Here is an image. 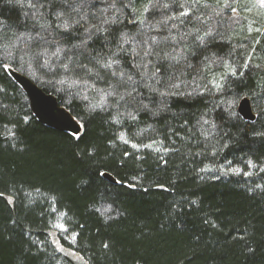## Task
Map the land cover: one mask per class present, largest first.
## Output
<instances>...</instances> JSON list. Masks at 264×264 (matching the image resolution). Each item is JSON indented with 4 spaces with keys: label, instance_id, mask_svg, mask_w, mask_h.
Segmentation results:
<instances>
[{
    "label": "trees",
    "instance_id": "obj_1",
    "mask_svg": "<svg viewBox=\"0 0 264 264\" xmlns=\"http://www.w3.org/2000/svg\"><path fill=\"white\" fill-rule=\"evenodd\" d=\"M150 2L171 0H55L38 12L0 0L8 25L0 66L55 96L83 128L74 136L39 123L0 67V264H80L51 242L59 225L62 247L82 264H264V39L240 30L201 42L187 22L176 46L163 44L171 38L162 21L182 8L145 13ZM64 18L79 23L65 32L55 27ZM123 32L134 39L115 57L121 79L97 61L117 51ZM145 41L161 57L184 59L144 57ZM169 63L159 84L142 79ZM128 75L135 84L124 82ZM112 85L117 94L105 97ZM244 97L253 122L233 108Z\"/></svg>",
    "mask_w": 264,
    "mask_h": 264
},
{
    "label": "rangeland",
    "instance_id": "obj_2",
    "mask_svg": "<svg viewBox=\"0 0 264 264\" xmlns=\"http://www.w3.org/2000/svg\"><path fill=\"white\" fill-rule=\"evenodd\" d=\"M168 1L169 0H167V2ZM103 3L106 4V0H103ZM168 5L169 7L176 6L178 8H182L181 5H183L181 11L188 9L191 12V15L187 17L179 16L178 19H174L177 24L171 25L172 19H168L167 24L163 22L161 23L160 29L162 31L167 30V32L170 34L168 38H171L168 43L162 42L163 44H168L173 47L176 46L177 43L174 42V35L175 33L180 32L179 26L182 27L187 22L193 23L195 27H198L201 30L200 35H203L202 37H204L203 42H219L217 39L223 40L224 32H238L240 30H245L246 35L251 37H258V41H260L261 38L264 39V5H262L259 0H216L215 2L212 1L211 3L207 2L206 0H198V2L194 5L192 0H171V3ZM101 9V12H104L107 8L105 5H102ZM233 9H235V11H233ZM160 18H162V14L160 15ZM165 18L167 17L165 16ZM161 30L157 29L156 31ZM209 31L211 32V35H205V33ZM161 40L162 39L159 38V41ZM180 40H183V37H181ZM242 47L244 50V46ZM254 53L255 48H252L250 51H248L249 57L253 56ZM222 64V61L220 65L218 61L216 63L218 67H220ZM241 99L235 104V106H233L236 113H238V105ZM90 101L93 102L91 98ZM63 232L64 231L60 225L51 230L49 232L51 242L63 255L70 256L75 261L82 264V261L80 258H78V256L70 251L64 250L62 247L60 240Z\"/></svg>",
    "mask_w": 264,
    "mask_h": 264
},
{
    "label": "snow or ice",
    "instance_id": "obj_3",
    "mask_svg": "<svg viewBox=\"0 0 264 264\" xmlns=\"http://www.w3.org/2000/svg\"><path fill=\"white\" fill-rule=\"evenodd\" d=\"M64 2H67V0H64ZM197 2H198V0H192L193 5L195 3H197ZM259 2L262 5H264V0H259ZM17 3L20 4L21 6H26V7L30 8V9H33L36 12H38L39 9L40 8H44L46 6V4H47V6L51 7L55 3V0H44V2H41V0H26V2H25V0H17ZM161 6L164 7V8H168L169 7L168 4L160 5L158 2L157 3L150 2L144 8V12L147 13L150 8H157V7H161ZM181 7L183 8V5H181ZM233 11H235V9H233ZM40 15H41V17L43 16L42 13H40ZM54 15H55V19L59 21V20H61V17H64L65 14L62 11H55ZM189 15H191V12L188 9H184L183 11L180 12V16H182V17H187ZM168 19H178V18L175 17V16H173V17H167L162 22L165 23V24H167V20ZM115 22L116 21L114 19L111 21V23H115ZM133 22L135 23V21H133ZM78 23H79V21H72V20H70L68 18H64L63 21H62V23L55 24V27L56 28H62V29L65 30V32H68L75 24H78ZM104 23L107 24V23H109V21L105 20ZM139 23L143 24L144 21L141 20V21H139ZM48 26H49V24L47 22L41 24V27L42 28H46ZM149 26L150 27H154L152 25H149ZM6 27H8L7 21H5L3 19H0V41H2L4 39V36L6 35L4 33V29ZM97 30H100V29H97ZM86 31H90V29H86ZM205 35H211V32L209 31V32L205 33ZM27 38L28 39H32L31 36H28ZM133 39H134V36L133 37H130L127 32L121 33L120 34V43L117 45V51L116 52H113L112 53V56L111 57H108L106 62H102L101 60H98L97 63L100 64V66L102 68H104V69L112 70L114 64H116V65L120 64V60L119 59H116L115 57H117L119 55V52L126 51L122 47V45L131 43V41ZM197 39H199L201 42H203L204 37L198 36ZM156 43H157V41L155 39H153V44H156ZM4 46L7 47L6 44ZM13 46H15V45H13ZM140 47L144 48V53H143L144 57H147V56H150V55H155L158 58V61L168 60V61L174 62L175 64H179L184 59L183 55L180 54V53H177L175 55H173L172 53H165L164 56L161 57L158 52H153L152 51V45H149L147 43V41H145L143 45H140ZM132 51L136 55H139V53L136 52V48L135 47L132 49ZM173 51H175V50H173ZM59 52H60V49L57 48L56 53H53V55H57ZM37 55H44V53H38ZM46 63H47V61H46ZM70 63H71V61L69 60L68 63H64L61 66L66 71H70L71 70V69H69V64ZM149 63H150V61H149ZM173 66H174L173 63H169L166 67L163 64H161L160 67H155L154 66L155 70L151 74H149L145 70L144 72L141 73V77H142V79L145 78V77H147L149 80L155 79L156 84H159L160 83V80H161V77L158 76V73L160 72L161 67H163L165 69V72H167L168 70H170L171 68H173ZM0 67H2L5 71H7V70H9L10 65L9 64H3ZM82 67H85L86 68L87 66L86 65H82ZM133 67L136 68L137 71H139L140 68H141V63H135L133 65ZM143 67L146 69L147 68V65L144 64ZM90 71L91 70H89V72ZM232 74L233 75L236 74L234 70H233V73ZM97 75H98V73H97ZM111 75L112 76H119L121 79H123L124 76H125V73L123 71L117 72L115 70H112L111 71ZM169 79H171L170 76H169ZM128 81H131L133 84L136 83V81L133 79V76L132 75H128L127 76V81H124V82L126 83ZM62 83H63V81H62ZM73 83L75 84L76 82L74 81ZM144 86L145 87H149L153 91H159L158 88H153L150 83H146ZM171 87H177V85L176 84H172ZM217 87H220V85H217ZM116 94H117L116 93V85H112L111 89L108 92L104 93L105 97H107V96H114ZM160 95L166 96V95H169V92H167V91L161 92ZM95 107H100L102 109L104 107V105L103 104L94 105L93 108H95ZM259 135H264V133H259ZM121 138L123 139V137H121ZM133 147H135V145H133ZM9 203H11V200H9ZM60 227L63 228V225H60ZM104 247L107 248L108 245L105 244ZM61 250H63V249H61Z\"/></svg>",
    "mask_w": 264,
    "mask_h": 264
},
{
    "label": "water",
    "instance_id": "obj_4",
    "mask_svg": "<svg viewBox=\"0 0 264 264\" xmlns=\"http://www.w3.org/2000/svg\"><path fill=\"white\" fill-rule=\"evenodd\" d=\"M9 74L24 92L31 112L39 123L50 129L74 136H79L82 133L83 128L80 122L65 107L60 105L55 96L47 94L31 79L14 70H9ZM237 111L245 121L253 122L256 120L251 101L247 97L241 99Z\"/></svg>",
    "mask_w": 264,
    "mask_h": 264
}]
</instances>
